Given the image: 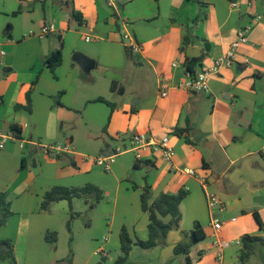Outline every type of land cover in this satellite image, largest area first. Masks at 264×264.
Listing matches in <instances>:
<instances>
[{
  "label": "crops",
  "instance_id": "1",
  "mask_svg": "<svg viewBox=\"0 0 264 264\" xmlns=\"http://www.w3.org/2000/svg\"><path fill=\"white\" fill-rule=\"evenodd\" d=\"M201 3L0 0V52L5 53L0 58V130L14 135L0 149V192L13 212L0 229V240L13 241L17 264L61 261L47 251L44 238L69 221V203L61 200L41 210L45 192L55 186L102 190L98 203L94 197L75 198L74 210H96L97 216L100 205L111 217V236L119 239L125 227L134 241L148 236L142 187L151 186L153 199L188 192L180 205V229L172 230L164 245L134 246L125 264H188L174 248L196 222L206 238L190 253L191 264H239L241 238L264 236L255 218L258 214L264 224V0ZM45 27L50 30L44 35ZM240 30L247 41L230 66L208 78L206 91L179 88L188 79V59L202 58L196 75L213 68ZM125 33L132 37L129 45ZM186 36L191 42L184 46ZM59 48L62 63L52 71L46 62ZM163 86L169 87L167 96L160 95ZM12 126L21 128L20 137ZM176 127L190 128L185 134L190 142L175 134ZM137 134L156 141L169 136L176 151L173 165L154 148L143 150V160L137 162ZM53 144L68 150L46 155L42 145ZM118 151L110 172L96 163ZM186 168L197 175L182 173ZM208 191L223 203L222 211L215 209L223 222L217 233ZM10 227L12 234L6 236ZM217 240L230 243L221 260Z\"/></svg>",
  "mask_w": 264,
  "mask_h": 264
},
{
  "label": "trees",
  "instance_id": "2",
  "mask_svg": "<svg viewBox=\"0 0 264 264\" xmlns=\"http://www.w3.org/2000/svg\"><path fill=\"white\" fill-rule=\"evenodd\" d=\"M159 1V0H156ZM196 3L202 4L201 0H192ZM235 1V0H232ZM80 24L83 23L82 17L79 13H74ZM199 19H196L197 22ZM188 36L184 39V46L190 44ZM202 58L188 59L186 63V72L195 74V68ZM47 66L54 71L62 63V50L59 48L56 50L47 60ZM116 85H112V89H115ZM28 105L27 109L30 110L31 100L30 94L27 95ZM99 100L105 101L104 98ZM18 108L20 106H17ZM12 132L17 137H20L21 128L18 126L11 127ZM175 134L178 136H185L186 140L190 142L188 134L190 128L181 129L176 127ZM135 189L139 188L134 186ZM188 192L181 190L176 194L161 193L157 198L153 199L151 186L146 184L141 190V204L144 212L148 213L149 224H148V236L147 239H137L134 241L129 231L123 227L120 232V250L121 255L116 260L115 264H125L129 258L131 251L134 246H139L143 249H151L158 245H164L168 234L172 230L180 229L182 221V212L180 205L182 201L187 197ZM89 197H94L95 203L100 202L104 198L102 190L95 187L94 185H86L84 187H63L55 186L47 190L43 196L41 203V210H48L49 206L54 202L66 200L70 207V219L68 221V229L71 231V222L78 216V213L73 211L72 202L75 198L88 200ZM13 215L11 209V202L5 193L0 192V229L6 225L8 218ZM256 221L258 222L259 228L264 232V224L260 220L258 214H255ZM184 240L179 242L174 248L175 255H183L186 257V262L191 264L189 258L190 253L195 246L206 238L204 229L199 222L195 223V227L191 231H184ZM46 240L50 243L55 244L57 242L56 232H47ZM257 246L264 247V236L245 234L241 238V247L239 252V264H247L250 258L255 254ZM0 261H9L11 264H17L14 252V243L12 240H0ZM58 264H74L72 259V251L68 258L58 261ZM98 264H106V257L101 256V260Z\"/></svg>",
  "mask_w": 264,
  "mask_h": 264
},
{
  "label": "built area",
  "instance_id": "3",
  "mask_svg": "<svg viewBox=\"0 0 264 264\" xmlns=\"http://www.w3.org/2000/svg\"><path fill=\"white\" fill-rule=\"evenodd\" d=\"M111 4L114 3L116 0H108ZM50 29L43 28L42 33L45 35L49 32ZM132 37H130L129 33H125L123 36L124 42L127 44L128 41H130ZM86 40H91L90 37H86ZM247 41L246 32L244 30H240L238 33V36L236 40L232 43L230 50L228 53L224 56L219 57L215 61V66L211 69L204 70L200 72L199 74H190L187 73L188 79L186 82L179 85V88L185 89L188 92L192 93H198L206 91L208 88L207 80L208 78L217 73V71L223 67V66H230L232 63V60L235 58V53L237 49ZM129 45V44H127ZM134 49L139 50L140 47L134 46ZM5 53L3 51L0 52V58ZM169 87L163 86L160 90L161 96H167ZM14 135L12 133H3L0 130V149L5 148V144L7 140L13 139ZM133 141L135 144V157L137 162H141L143 160L142 151L147 148H154L155 151L161 152V159L168 163L169 165H173L174 158L176 156V151L174 147L170 144V138L169 136H164L160 141H156L154 138L149 137L145 134H137L133 137ZM42 149L46 155L54 156L56 154H59L61 152H64L68 150V147L62 145V144H53V145H42ZM119 153L115 152L112 155L109 156H102L96 158V163L104 169L106 172H110L112 163L114 162V159L116 155ZM182 173L189 175V176H196L197 173L195 170L186 168L182 170ZM202 183L204 186H206V181L202 179ZM208 188V187H207ZM206 188V190H207ZM206 201L208 204V208L211 213L212 218V228L214 230V233L219 232L223 227V222L217 217L216 210L222 211V200L221 198L210 191L206 192ZM236 219L233 218L232 221H235ZM230 245L229 242L224 240H217L214 242V246L216 249V257L221 260L224 255V250Z\"/></svg>",
  "mask_w": 264,
  "mask_h": 264
},
{
  "label": "rangeland",
  "instance_id": "4",
  "mask_svg": "<svg viewBox=\"0 0 264 264\" xmlns=\"http://www.w3.org/2000/svg\"><path fill=\"white\" fill-rule=\"evenodd\" d=\"M108 198H105L103 202H106ZM114 197L109 198L111 203ZM100 206V205H99ZM100 211L97 216H93V212H85L81 209V213L78 212L71 222V231L68 229V221L62 223L60 229L49 230L47 232L57 233L56 244L48 242L46 237L44 242L46 243L47 251L55 253L58 259H66L72 251V259L74 264H98L101 260V256L106 257V264H115L118 257L121 255L120 243L117 237L111 236V230L108 227L110 222V215ZM81 208V206H80ZM13 229L8 228L5 235L10 236ZM108 237V242H104V237ZM11 240V239H10ZM47 241V242H46ZM256 254L250 258L247 264H264V247L257 246ZM99 250L95 254L96 250ZM0 264H10L9 261H0Z\"/></svg>",
  "mask_w": 264,
  "mask_h": 264
},
{
  "label": "water",
  "instance_id": "5",
  "mask_svg": "<svg viewBox=\"0 0 264 264\" xmlns=\"http://www.w3.org/2000/svg\"><path fill=\"white\" fill-rule=\"evenodd\" d=\"M205 46H208V45H205Z\"/></svg>",
  "mask_w": 264,
  "mask_h": 264
}]
</instances>
